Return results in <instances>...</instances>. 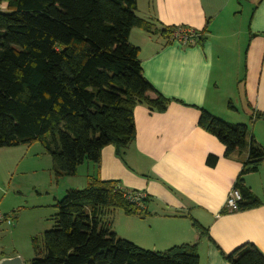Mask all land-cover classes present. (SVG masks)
<instances>
[{
    "label": "trees",
    "instance_id": "1",
    "mask_svg": "<svg viewBox=\"0 0 264 264\" xmlns=\"http://www.w3.org/2000/svg\"><path fill=\"white\" fill-rule=\"evenodd\" d=\"M136 1L0 0L6 6L0 10V147L39 142L56 178L75 175L84 162L98 170L106 145L122 159L135 138L134 107L163 112L171 101L143 76L139 48L128 36L139 28L170 43L176 27L139 17ZM193 32L187 45H203L207 28ZM250 113L264 121V113ZM197 123L224 146V157L246 153L233 184L241 195L238 210L259 205L244 175L258 170L264 147L247 125L204 109ZM216 161L214 155L205 160L208 166ZM127 191L136 192L98 174L88 176L81 189H67L56 201L53 228L43 232L40 243L32 241L30 264H198L197 243L151 251L112 231L115 209L144 214L146 194L135 204ZM190 219L200 236L208 235ZM220 253L229 264H264V254L249 242Z\"/></svg>",
    "mask_w": 264,
    "mask_h": 264
},
{
    "label": "crops",
    "instance_id": "2",
    "mask_svg": "<svg viewBox=\"0 0 264 264\" xmlns=\"http://www.w3.org/2000/svg\"><path fill=\"white\" fill-rule=\"evenodd\" d=\"M139 7L137 0L139 17L161 26L207 28V39L203 45L166 43L158 33L130 30L128 40L139 48L143 76L171 101L163 112L137 104L135 138L122 159L113 145L104 146L98 170L90 163L86 180L98 174L102 180H116L127 190L146 194L144 214L134 215L137 231L131 241L143 249L164 251L197 243L198 264H229L220 251L230 253L247 242L264 254V160L256 172L244 175L246 186L261 203L222 213L246 153L224 157V146L197 123L204 109L249 128L242 117L236 119L239 114L230 92L222 87L221 93V80L213 78L217 71L236 72L249 110V133L264 147V121L250 113H264V0H144L141 11ZM220 98L226 100L221 113L212 108ZM208 155L217 157L214 166L206 164ZM190 217L207 230V236L199 235Z\"/></svg>",
    "mask_w": 264,
    "mask_h": 264
},
{
    "label": "rangeland",
    "instance_id": "3",
    "mask_svg": "<svg viewBox=\"0 0 264 264\" xmlns=\"http://www.w3.org/2000/svg\"><path fill=\"white\" fill-rule=\"evenodd\" d=\"M138 1L141 11L144 0ZM5 8V4H0V10ZM237 77L240 76L236 72L233 74V71H217L213 74L214 80L222 82L221 93L222 87L225 93L230 92L231 103L239 114L236 119L242 117L250 128L249 110L242 85L236 83ZM221 98L216 100L217 106L212 107L219 113L226 111L225 107L222 108L226 100ZM229 109L235 114L232 108ZM261 124L264 126V123ZM262 133L264 135V131ZM89 166V162H84L78 166L76 175L56 178L51 158L39 142L0 147V215L8 216L10 220V224L5 221L0 223V259L17 256L21 264H30L34 257L33 239L40 243L43 232L53 228L57 213L56 201L63 197L65 191L86 185L85 176L89 173ZM135 216L115 209L111 216L112 231L118 237L132 241L137 231Z\"/></svg>",
    "mask_w": 264,
    "mask_h": 264
},
{
    "label": "built area",
    "instance_id": "4",
    "mask_svg": "<svg viewBox=\"0 0 264 264\" xmlns=\"http://www.w3.org/2000/svg\"><path fill=\"white\" fill-rule=\"evenodd\" d=\"M194 32L190 28L185 27H176L172 32L170 39L172 42H179L181 44H191L193 43ZM126 198L135 204H140V200L145 197V193L141 191L131 192L127 191L125 193ZM241 199L239 190L235 187H232L226 196L224 203V209L227 212H233L238 210V201ZM5 221L7 224H10L8 216L0 215V223Z\"/></svg>",
    "mask_w": 264,
    "mask_h": 264
},
{
    "label": "water",
    "instance_id": "5",
    "mask_svg": "<svg viewBox=\"0 0 264 264\" xmlns=\"http://www.w3.org/2000/svg\"><path fill=\"white\" fill-rule=\"evenodd\" d=\"M0 264H21V262L17 256H13L0 259Z\"/></svg>",
    "mask_w": 264,
    "mask_h": 264
}]
</instances>
